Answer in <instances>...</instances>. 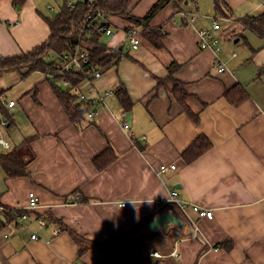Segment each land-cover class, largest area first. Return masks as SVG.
<instances>
[{
    "label": "crops",
    "instance_id": "1",
    "mask_svg": "<svg viewBox=\"0 0 264 264\" xmlns=\"http://www.w3.org/2000/svg\"><path fill=\"white\" fill-rule=\"evenodd\" d=\"M86 1L0 0V60L47 42V20L67 2L80 9ZM156 1L131 0L126 12L142 17ZM223 1L218 14L213 0H168L147 27L159 30V46L143 35L136 50L123 33L128 21L111 14L113 35L97 39L120 58L95 82L99 92L113 94L91 124L70 120L55 93L64 90L43 71L0 70V139L7 145L0 144V156L15 152L26 161V174L16 177H6L0 165V206L29 213L17 228L0 217V264H264V38L246 30L258 41L241 57L226 46L215 52L197 44L198 30H211L212 13L242 28L238 20L260 14L261 0ZM179 11L199 16L186 24ZM172 64L182 103L171 82L157 86ZM119 86L132 102L128 129L114 93ZM239 89L243 100L226 97ZM199 137L209 147L184 162L182 153ZM161 164L176 168L160 174ZM30 191L38 200L33 213L26 209ZM192 206L210 210L212 218L199 217ZM163 213L180 224L151 231L150 221ZM153 251L160 257L149 256Z\"/></svg>",
    "mask_w": 264,
    "mask_h": 264
},
{
    "label": "trees",
    "instance_id": "2",
    "mask_svg": "<svg viewBox=\"0 0 264 264\" xmlns=\"http://www.w3.org/2000/svg\"><path fill=\"white\" fill-rule=\"evenodd\" d=\"M20 2L21 0H17ZM131 0H96L94 8H98L101 11L107 12L109 14L118 15L124 20L128 21V26L135 25L141 27L142 31L140 36H145L148 40L152 41V44L159 46L157 38L159 30H147L148 23L159 12L168 0H157L142 17H135L126 12ZM214 9L219 14L222 13L223 7H225L223 0H213ZM92 7V6H91ZM90 6L86 1L80 9L68 8L62 10L60 14L55 16L53 19H48L47 23L50 28V36L44 44L35 48L33 51L27 54H23L19 57L2 59L0 60V70L15 69L17 67L25 66L28 70L38 69L45 73L47 68V63L44 61V57L48 55L49 52L53 51L59 54L63 51L69 50V48L75 44L77 36L82 33L84 34L82 28V21L84 14L88 12ZM244 30H248L257 37L264 38V12L256 15H247L238 20ZM86 34V33H85ZM98 34H92L89 37V41L92 43V48L89 52L90 63L102 67L107 65H116L120 58V52L118 50L110 49L105 44L99 42L97 39ZM177 65L172 64L168 67V76L165 80H158L157 86L164 85L165 82H171L173 84L172 91L175 94L178 101L182 103V99L185 97V93L181 87V84L176 80L171 78V71L175 69ZM68 78V75H67ZM80 78H74V82H79ZM52 84H56L52 82ZM240 92V93H239ZM58 100L60 101L63 109L70 118V120L76 124L81 125L82 123L91 124L89 120L86 119L85 109L82 107V103H77L75 97L67 91H55ZM114 93L123 109V113H128L132 105L125 89L121 86L114 90ZM239 93V94H238ZM225 95L228 99L234 102H239L245 98L244 91L240 90L235 94H230V91H226ZM187 114L195 119L190 112ZM195 122V120H194ZM209 147V142L203 137H199L191 147L186 149L182 153V159L184 162L188 163L200 155L204 150ZM93 164L97 168H101L103 160L99 157L94 158ZM0 165L4 170L6 177H16L26 174V161L22 158L19 153L11 152L4 156H0ZM73 200V198H72ZM8 221V217H5ZM3 226V224H2ZM1 226V227H2ZM70 235L75 238V234L69 231Z\"/></svg>",
    "mask_w": 264,
    "mask_h": 264
},
{
    "label": "built area",
    "instance_id": "3",
    "mask_svg": "<svg viewBox=\"0 0 264 264\" xmlns=\"http://www.w3.org/2000/svg\"><path fill=\"white\" fill-rule=\"evenodd\" d=\"M96 0H87L90 9L82 21V28L84 34L80 33L77 36L75 44H73L69 50L63 51L54 56L48 57L47 68L44 73L45 77L59 85L64 91L69 92L75 97L77 103H82V107L85 109L86 119L90 122L93 121L97 114V108L104 103V99L107 96L113 94L112 90H105L99 92L95 87V82L106 74L109 69L108 66L98 67L90 63L89 52L86 48V36L92 34L98 35H113L114 31L110 22V15L107 12L101 11L98 8H94ZM66 6L73 8V4L70 2L66 3ZM92 6V7H91ZM262 11L264 12V0H261ZM49 9H52L51 7ZM179 17L186 24H191L199 16L196 12H177ZM211 20V30L200 29L197 32V44L199 49H212L215 52H220L223 50V47L220 45L219 38L215 31L219 30V20H222V17L217 15L208 16ZM142 29L131 25L127 27L123 33L126 41L128 42L129 48L131 50H136L140 46V35ZM86 33V34H85ZM232 57L235 56V53H231ZM217 71H222L224 69V64L221 61L217 62L216 65ZM68 75V78H67ZM80 78L79 82H74V78ZM13 101H8L7 106H12ZM0 124L3 126L4 121H1ZM122 127L128 129V124L126 120H123ZM0 144L5 148L7 147L6 142L0 139ZM174 164H161L158 166V173L164 174L169 171L175 170ZM171 198H174L175 192H171ZM37 197L34 192H29L27 194V207L28 212L33 213L37 205ZM124 206L123 203L120 204ZM191 209L197 213L199 217L211 219L212 212L210 210H201L196 206H192ZM29 213L26 211L17 212L12 208H6L0 206V217L5 220V217H8L7 225L17 228L19 225L23 224V221L27 218ZM33 218L36 220L37 224L42 227L45 225L43 219H39L35 216ZM2 226V221L0 220V228ZM30 239H37V235L33 232L30 235ZM149 256L152 258H159L160 254L157 252H150ZM170 256L173 259H178L179 255L176 250L170 252Z\"/></svg>",
    "mask_w": 264,
    "mask_h": 264
},
{
    "label": "rangeland",
    "instance_id": "4",
    "mask_svg": "<svg viewBox=\"0 0 264 264\" xmlns=\"http://www.w3.org/2000/svg\"><path fill=\"white\" fill-rule=\"evenodd\" d=\"M258 11H260V9ZM214 13H212L211 15H215ZM219 24L221 27V33L220 36H217L220 37V45H222L224 50L226 46V50L230 51L232 49L237 53L238 57H241L245 52L250 51V46L248 47V45L255 47V45L257 44L258 39L248 31L242 30V28L237 22H226L223 20H219ZM242 36H245L247 38L248 44L247 41L242 38ZM101 40L102 42H106L108 38L102 36ZM235 40H238V42H235ZM261 55H264V52L261 53ZM247 61L249 62L250 60Z\"/></svg>",
    "mask_w": 264,
    "mask_h": 264
},
{
    "label": "water",
    "instance_id": "5",
    "mask_svg": "<svg viewBox=\"0 0 264 264\" xmlns=\"http://www.w3.org/2000/svg\"><path fill=\"white\" fill-rule=\"evenodd\" d=\"M236 41L237 40H235V42ZM123 117L127 121L128 128H129V124L131 122L130 113H126ZM166 223H172V224H175V225H179L180 224L179 221L174 216H172L171 214L163 213V214L158 215L154 219H152L150 221L149 225H148V228L151 231H155L157 228L163 227V225H165Z\"/></svg>",
    "mask_w": 264,
    "mask_h": 264
}]
</instances>
